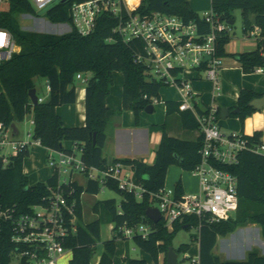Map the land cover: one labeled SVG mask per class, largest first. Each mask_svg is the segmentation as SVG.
Masks as SVG:
<instances>
[{"label": "trees", "instance_id": "16d2710c", "mask_svg": "<svg viewBox=\"0 0 264 264\" xmlns=\"http://www.w3.org/2000/svg\"><path fill=\"white\" fill-rule=\"evenodd\" d=\"M74 1L87 0H69L68 3L56 5L47 12L50 21L53 24H71L69 6ZM212 10L227 22L234 21L232 15L234 10H241L245 35L255 27L261 29L256 50L233 57L246 74L264 68V0H212ZM139 12L143 15L162 13L178 16L186 23H196L200 32H209V25L193 10L188 0H143ZM17 13L34 14L29 0H10L8 10L0 14V27L11 32L20 48V52L11 61L0 65L2 91L0 123L10 128L32 114L33 138L39 140L41 146L52 151L70 152L71 150H67L64 144L66 142L78 144L83 148L82 160L87 166L105 168L108 165L103 156L106 128L110 119L119 113L106 105L114 85V73L121 72L125 78L123 110L134 112L137 119L142 111L153 105V99L160 100V91L164 83L149 81L146 65L136 61V55L143 54L141 42L134 40L129 45L119 40L108 42L111 37H115L113 28L116 25L115 20L109 16L102 17L95 32L89 36H81L75 30L57 36L22 32L15 20ZM231 34L223 32L218 36L216 53L221 58L229 56L226 47L232 40ZM78 74L91 75L86 84V126L70 128L64 125L56 113V108L76 103ZM36 78L47 80L50 96L47 102L32 106L29 94L36 88L34 83ZM263 96L247 89L240 92L237 107L240 112L233 117L239 119L242 127L245 120L257 112L249 106L250 102ZM179 106V102H168L167 116L179 111ZM180 113L185 129H199L192 113ZM241 133L244 134L243 131ZM247 137L250 145L263 143L261 132ZM203 144V136L197 141H186L171 137L164 131L153 164L139 160L121 161L125 166L132 168L133 181L146 192L142 199H138L134 193L121 191L116 181L107 182L105 187L117 193L120 201L107 199L97 202L94 212L96 214L101 212L102 216L89 224H83L82 196L85 193L100 194L101 184L89 180L86 187L80 186L77 182L65 186L66 192H72L70 199L76 201L78 215L77 234L66 244L73 254L70 264H91L94 248L101 239L104 222L113 225L114 233L120 227L133 228L140 224H148L151 227L149 237L143 239L136 236L132 239L133 243L138 249L150 255L154 264H167V254L170 248H173L177 233L184 228L190 230L193 226L199 227V222L196 218H187L183 224L177 223L170 232L164 221L158 224L150 221L146 211L155 206L154 195L166 187L171 166H177L186 172H193L196 169L201 162L200 152ZM29 157V149L24 148L18 156L10 157L5 164L0 151V206H17L21 213H25L31 206L41 203L42 199L48 196L49 186L58 185L57 177L52 176L45 183L31 186L24 173V161ZM224 169L238 179L239 208L235 217L228 221L200 225L198 264H264V256L258 253H251L243 262H224L214 254L220 236L232 234L247 224L261 226L264 237V156L244 151L240 153L237 164ZM175 191L177 197L184 193L181 181L176 184ZM120 239L122 238L115 234L112 240L104 242L103 254L98 264H113ZM190 247V244H184L176 250L173 249L178 255H185ZM14 250L11 230L5 227L0 231V264H11ZM129 264L148 263L145 260L131 259Z\"/></svg>", "mask_w": 264, "mask_h": 264}, {"label": "built area", "instance_id": "2783aa9c", "mask_svg": "<svg viewBox=\"0 0 264 264\" xmlns=\"http://www.w3.org/2000/svg\"><path fill=\"white\" fill-rule=\"evenodd\" d=\"M142 1H74L69 6L71 24H52L62 27L68 25L70 32L75 30L81 36H89L97 29L99 20L109 16L116 25L113 28L115 37H111L108 42L119 40L125 45L134 40L141 42L143 54L136 55V61L146 65L148 80L160 81L185 92L179 111L192 113L204 139L201 162L193 171L200 182L198 193H183L177 197L175 189L164 188L154 195L156 203L152 208L160 211L162 221L170 232L177 223L183 224L187 218H196L199 228L203 223L228 221L239 208L238 179L224 167L237 164L240 153L244 151L264 156V143L250 145L248 137L242 133L223 134L219 126L220 109L212 105L200 110L192 101L194 96L187 76L203 74L213 83L215 93L219 92V72L223 58L216 53V42L221 33H232L233 28L211 9L201 16L209 25V32L202 33L196 23H186L178 16L141 14ZM29 2L34 14L28 15H37L62 3V0ZM4 3L5 0H0V14L4 11ZM39 22L50 24L43 20ZM260 33L261 29L255 27L246 37H254L257 41ZM18 49L11 32L0 27V65L11 61ZM77 79L85 84L88 82L83 74H78ZM47 89L50 92L48 84ZM158 101L153 99V105ZM43 102L44 98L39 97V103ZM30 103L33 106L31 100ZM31 124L34 126V121ZM12 136V127L6 128L0 123V151L5 164L24 148L29 149L30 145L41 146V142L33 138V132L28 134L27 141H15ZM6 147L11 149L8 155L3 154ZM82 155L83 148L78 144H74V150L70 152L49 150L47 166L52 176L57 177L58 185L49 186L48 196L25 213H21L17 206H0V231L5 227L10 228L11 241L15 246L12 259L16 258L20 264H60L67 252L72 253L66 244L77 234L78 215L76 201L70 199L72 192H66L65 186L75 182V175H82L88 181H98L102 190L107 189V182L116 181L121 191L134 193L138 199H142L146 192L133 181V176L124 172L125 165L122 162L108 164L105 168L91 167L84 163ZM150 233L148 224H140L133 228L120 227L115 234L122 239L136 236L147 239ZM198 260L193 264H198Z\"/></svg>", "mask_w": 264, "mask_h": 264}, {"label": "crops", "instance_id": "0c3cea01", "mask_svg": "<svg viewBox=\"0 0 264 264\" xmlns=\"http://www.w3.org/2000/svg\"><path fill=\"white\" fill-rule=\"evenodd\" d=\"M188 2L192 7L191 1L188 0ZM210 3L211 10L212 0H210ZM193 10L197 12V10L194 8ZM250 39L251 38L245 37L244 41H238V43L235 45V48L232 50H229V44L227 45L226 52L229 54V56L223 58V65L219 72L220 90L217 92V94L215 93L213 83L207 80L203 74L200 76L197 74H188L187 78L189 79L191 91L194 96L192 101L194 104H197L200 110H204L213 105L218 107L220 112L221 109H229V111H233L238 107L240 92L245 89L261 96L264 95V68L260 69L262 70L261 72L256 70L252 73L246 74L242 70L237 59L233 57V55L256 50V39L254 41ZM86 77L90 78L91 75ZM45 81L47 84L46 79ZM124 83V75L121 72H115L114 85L111 88L110 95L106 100V105L108 108L119 112L110 119L106 128V142L104 145L103 156L108 164H112L117 161L121 162L124 160H139L150 165L153 164L155 162L156 152L160 145L164 131H166L171 137L186 141H197L202 136V133L199 129L187 130L184 128L180 111L167 116V103H180L185 96L184 91L170 87L174 90V92H166L164 99L161 89L160 100L155 105L162 104L164 106V122L163 120L159 121L153 117H149V115H147L148 113L145 111H142L137 119L134 112L123 110ZM47 93L48 99H44L45 102L49 100L50 96L48 89ZM38 97L40 96L38 95ZM155 105H153V113L156 111ZM56 113L60 116L66 127H85L86 84L76 79V103L72 105L59 106L56 108ZM30 115L32 117L31 122H33V115ZM219 120H221L220 114ZM219 126L221 131L223 128H225L227 131L232 132L231 134H239L243 131L245 135L253 136L254 133L261 132L263 134L262 142L264 143V109L257 111L252 116L248 117L245 120L243 127L239 119L234 118L233 115H230L226 120H223L222 123H219ZM18 135L19 130L17 135L14 133V136ZM64 147L67 150H74V144L71 142H66ZM29 151L30 157L24 161V173L28 177L31 186H35L38 183H45L40 182L44 181L40 179L46 175L44 174L45 170L40 169L38 164L44 162V160L47 158L49 150L43 146L32 144L29 146ZM173 167L174 166H171L168 170L165 188L175 189L176 184L181 181L185 194L198 193L200 189L198 177L193 172L183 171L177 166L175 167L179 168V170ZM124 172L133 176V171L130 166H125ZM171 172H176L177 175L173 180L169 178ZM47 177L48 178L46 179L48 181L52 177V174ZM31 180L34 181V184H31ZM74 181L83 187H86L88 183L86 178L85 181L82 182L81 179L76 176H74ZM198 249L197 259H199L200 246ZM117 250L118 247L116 248V254ZM115 257L113 264H129L130 259L127 252H122L121 259L123 262H128L122 263L120 259L115 260ZM99 261L96 262V264H98Z\"/></svg>", "mask_w": 264, "mask_h": 264}, {"label": "rangeland", "instance_id": "374dc122", "mask_svg": "<svg viewBox=\"0 0 264 264\" xmlns=\"http://www.w3.org/2000/svg\"><path fill=\"white\" fill-rule=\"evenodd\" d=\"M192 7L197 10V12L202 16L206 12L210 11L211 3L210 0H190ZM9 2L10 0H5V3L3 5L4 11L8 10L9 8ZM37 15H28L25 13H17L15 15V20L20 28V30L24 33L26 32H34L38 34H53L57 36H62L67 33H69V26H55L52 24V22L49 19V16L47 13L41 12L39 17ZM232 15L234 17V25H233V31L231 34L232 40L229 43V50L234 49L235 45L238 43V41H244L246 35L244 34L243 27H244V18H243V12L241 10H234L232 12ZM43 20L49 25H43L39 21ZM252 41L255 40L254 37H251ZM253 43V42H252ZM20 52V48L18 49V53ZM207 82L206 80H204ZM35 87L38 91V95L45 100L48 99V93H47V84L45 79L42 78H36L35 81ZM166 92H174L172 88L169 86L164 85L162 87V95L165 99ZM156 111L153 114H147L149 117H153L156 120H163L164 122V106L161 105H155ZM31 115H28L23 122L17 123L16 127L19 130L18 136H12L11 138L15 141H27L29 140L28 134L32 133L34 130V126L31 124ZM223 120H219V123H222ZM222 133L226 135H230L232 132L227 131L225 128L222 129ZM249 136V135H247ZM11 149L9 147H6L3 150L4 155L10 154ZM32 152V149H31ZM42 156V155H41ZM40 156V157H41ZM48 156V155H47ZM39 157V156H38ZM42 160V159H41ZM29 162V161H28ZM40 169L45 170L46 175L42 177L40 182H46L48 178L47 176L52 174V171L47 166V158L44 160L43 163L38 164ZM48 167V168H47ZM175 169H178L177 167H173ZM174 171V170H173ZM176 171V170H175ZM181 171V170H180ZM183 172V171H182ZM81 181H85V177L81 176L79 174L75 175ZM176 172H171L170 179L173 180L176 178ZM31 184H34V181L31 180ZM107 199H117L120 201V197L117 193L109 190V189H103L100 194L98 195H91L88 193H85L82 196V204H83V224H89L94 221H96L99 216H102L101 212L96 214L94 212V208L97 205V202L104 201ZM235 215H233V218ZM113 225L103 223L101 228V239L97 242L96 247L94 248L93 255H92V261L91 264H96L101 259V256L103 254L104 250V242L112 240L115 236V233L112 231ZM200 234V228L197 226H193L190 230H181L177 233L174 241H173V248L176 250L181 245L184 244H190V250L187 254L178 255V262L179 264H193L194 261L197 260L198 256V237ZM118 250L115 257L116 259H120L122 263L128 262L121 259L122 252H127L129 259H140V260H146L148 264H154L152 258L150 255L146 254L142 250L138 249L132 239H120L118 241ZM215 255L220 257V259L224 262L226 261H238L243 262L248 259V256L251 253H258L261 256H264V237L262 234V228L259 225L256 224H247L245 226L239 227L234 233L229 234L225 237L220 236L217 242V245L214 249ZM162 256V260H163ZM73 258V254L71 252H67L65 255V258L60 262V264H70V261ZM11 264H20L19 260L16 258L12 259Z\"/></svg>", "mask_w": 264, "mask_h": 264}, {"label": "water", "instance_id": "95a60500", "mask_svg": "<svg viewBox=\"0 0 264 264\" xmlns=\"http://www.w3.org/2000/svg\"><path fill=\"white\" fill-rule=\"evenodd\" d=\"M68 0H62V3H66ZM49 10L44 11L43 13H47ZM41 16V15H40ZM229 24L231 26L234 25V21H230ZM208 59V58H207ZM263 62H264V57H263ZM72 87V86H71ZM30 100L33 104V106H36L39 104V97L37 95V90L32 89L30 91ZM250 107L255 109L256 111H261L264 109V96L256 98L252 100L249 104ZM145 112L148 114H152L154 112V106L150 105L145 109ZM240 112L239 108H236L233 111H229V109H221L220 112V119L221 120H226L230 115H236ZM12 131L17 135L18 134V129L16 127V124L12 125ZM94 142L96 143V135H94ZM146 216L147 218L152 221L155 224H158L162 221V216L160 211L157 208H149L146 211ZM186 229V228H184ZM167 264H179L178 262V254L173 248H170L168 254H167Z\"/></svg>", "mask_w": 264, "mask_h": 264}, {"label": "bare ground", "instance_id": "6f19581e", "mask_svg": "<svg viewBox=\"0 0 264 264\" xmlns=\"http://www.w3.org/2000/svg\"><path fill=\"white\" fill-rule=\"evenodd\" d=\"M133 1H136V0H133Z\"/></svg>", "mask_w": 264, "mask_h": 264}]
</instances>
